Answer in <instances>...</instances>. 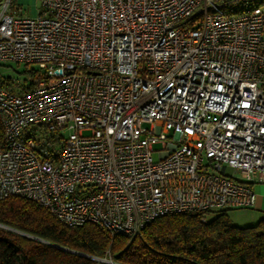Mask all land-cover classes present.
Masks as SVG:
<instances>
[{
	"label": "built area",
	"instance_id": "1",
	"mask_svg": "<svg viewBox=\"0 0 264 264\" xmlns=\"http://www.w3.org/2000/svg\"><path fill=\"white\" fill-rule=\"evenodd\" d=\"M38 1L29 16L0 0V63L37 71L28 89L0 84V200L128 237L166 215L254 205L264 3Z\"/></svg>",
	"mask_w": 264,
	"mask_h": 264
},
{
	"label": "trees",
	"instance_id": "2",
	"mask_svg": "<svg viewBox=\"0 0 264 264\" xmlns=\"http://www.w3.org/2000/svg\"><path fill=\"white\" fill-rule=\"evenodd\" d=\"M24 65L33 79L36 69ZM7 79L0 76V84L11 85ZM216 211L212 218V211L166 215L134 237L111 236L93 223L66 227L43 206L11 196L0 200V264H106L90 257L119 264H264V217L237 225L228 209Z\"/></svg>",
	"mask_w": 264,
	"mask_h": 264
},
{
	"label": "rangeland",
	"instance_id": "3",
	"mask_svg": "<svg viewBox=\"0 0 264 264\" xmlns=\"http://www.w3.org/2000/svg\"><path fill=\"white\" fill-rule=\"evenodd\" d=\"M17 4H21L23 7H25L26 11L25 14L26 15H35L37 13L38 10V6H39V1L38 0H16ZM29 68H34L36 69V66H30ZM25 69V65L24 64H15V63H0V76L2 77H7L10 79H7L8 82L10 83L11 81V85H9L10 88H12L14 91H19L20 89L23 88V84L25 83H29L32 81V78L26 74L23 73V70ZM144 126H148V125H144ZM85 134H87V131L84 132ZM160 147V144H155L154 148L157 149ZM153 158L154 160L157 159V155L156 153L153 154ZM226 172L228 174H234L233 169L231 168H227ZM217 211H212L211 213H209L208 217L212 218L216 215ZM229 217L232 221H245V219H248L250 216L249 214H243V213H237L236 211H228ZM5 228L8 229V227L4 226ZM93 260H97V257H90ZM101 262V261H100Z\"/></svg>",
	"mask_w": 264,
	"mask_h": 264
},
{
	"label": "crops",
	"instance_id": "4",
	"mask_svg": "<svg viewBox=\"0 0 264 264\" xmlns=\"http://www.w3.org/2000/svg\"><path fill=\"white\" fill-rule=\"evenodd\" d=\"M251 187L255 194V203L252 207L247 209H228V211H236L237 213H250V217L248 219H245V221H232L237 225H250L258 221L260 218L264 217V179L260 182H252Z\"/></svg>",
	"mask_w": 264,
	"mask_h": 264
},
{
	"label": "water",
	"instance_id": "5",
	"mask_svg": "<svg viewBox=\"0 0 264 264\" xmlns=\"http://www.w3.org/2000/svg\"><path fill=\"white\" fill-rule=\"evenodd\" d=\"M9 229V228H8ZM19 233H21V232H19ZM21 234H23V235H25V236H27V237H30V238H34V239H37V240H41V239H38V238H36V237H32V236H30V235H27V234H24V233H21ZM42 241V240H41ZM89 257V256H88Z\"/></svg>",
	"mask_w": 264,
	"mask_h": 264
}]
</instances>
